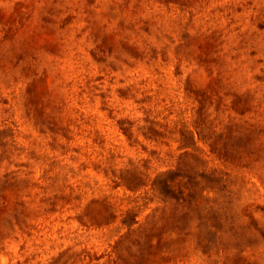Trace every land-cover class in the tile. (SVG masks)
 Segmentation results:
<instances>
[{
  "label": "rangeland",
  "instance_id": "374dc122",
  "mask_svg": "<svg viewBox=\"0 0 264 264\" xmlns=\"http://www.w3.org/2000/svg\"><path fill=\"white\" fill-rule=\"evenodd\" d=\"M0 264H264V0H0Z\"/></svg>",
  "mask_w": 264,
  "mask_h": 264
}]
</instances>
